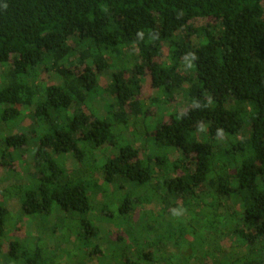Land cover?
<instances>
[{
    "label": "trees",
    "instance_id": "trees-1",
    "mask_svg": "<svg viewBox=\"0 0 264 264\" xmlns=\"http://www.w3.org/2000/svg\"><path fill=\"white\" fill-rule=\"evenodd\" d=\"M263 3L0 0V170L31 155L26 181L0 189V241L11 226L9 198L22 218L72 216L79 248L90 254L101 253L90 212L125 223L110 264H264ZM197 19L205 25L193 26ZM189 52L197 59L185 70ZM42 73L57 83L41 82ZM99 74L110 79L104 87ZM144 82L150 96L142 99ZM179 94L185 107L173 109ZM105 95L101 114L92 102ZM25 118V131L6 133ZM136 126L140 146L126 137L136 138ZM177 199L187 222L160 225ZM153 201L160 210L132 222ZM194 220L199 227L188 228ZM224 238L231 252L218 259ZM178 239L191 253L170 258L164 245L179 248ZM46 250L39 240H10L1 263L57 264Z\"/></svg>",
    "mask_w": 264,
    "mask_h": 264
},
{
    "label": "rangeland",
    "instance_id": "rangeland-1",
    "mask_svg": "<svg viewBox=\"0 0 264 264\" xmlns=\"http://www.w3.org/2000/svg\"><path fill=\"white\" fill-rule=\"evenodd\" d=\"M264 5V3H263ZM195 27H202L205 25V20L204 19H197L193 20L191 23ZM195 41L201 42L203 40L202 36H199L198 38L194 37L192 38ZM132 61V58H126V60ZM2 69L0 68V76H1ZM40 80L41 82H54L57 83V79L55 76L51 73H42L40 75ZM98 80L100 86L104 87L106 86L107 83H109V77L106 74H99L98 75ZM147 82H144L143 88L141 90V98L144 99L150 94H148V91L146 89V84ZM111 101V98L108 95L103 96V98H97L95 99L92 103L94 107L102 114L103 113V105L104 103H108ZM185 107V101L182 99L180 94L176 97L175 104L173 105V109H183ZM169 108V107H167ZM151 120V119H150ZM152 122V121H151ZM30 120L28 118H25L20 124L17 126H14L8 132L6 133H19L22 131H25L30 124ZM136 138L134 139L132 135L129 133H126V137L129 141L133 142L135 145L140 146V142L137 139V137L140 135L141 132V127H134ZM144 138L147 136L143 134ZM221 143H225L224 141H221ZM145 150H150L147 151V154H152L154 152L153 147L147 148ZM97 153V155H99ZM27 155V154H26ZM102 156L101 154L99 155V159H96V162L99 163L98 165L101 164ZM176 158L175 154L170 155V160H174ZM31 155L25 156L23 158V161L19 163V165L14 167L13 170H7L6 172L3 173L2 170H0V189H4L7 187H11L12 185L17 186L19 181H26V174L27 172L25 171V167L29 168L31 166L30 163ZM69 164L73 161L70 157H68ZM76 165V164H75ZM72 166V167H75ZM126 189H123V191H128L127 189L128 185L126 184L124 186ZM112 187H109V191H112ZM130 191V190H129ZM113 192V191H112ZM103 200L101 198H98V203H101ZM178 205V208L176 210L180 211V215H173V210L174 209H168L169 211L166 213V215H163L162 220L160 222L164 224V222L167 219H170V222L174 220L176 223V227H181V224H179V220L183 222H187V218L189 217V212H187L184 208H182V200L177 199L175 201ZM4 206L6 209L11 213L12 217L10 218L11 220L9 221V226L5 232L2 240L0 241L2 247L0 249V264L3 262L4 258V253L5 251V246L7 245L8 241L17 239L23 246L27 247H32L38 243V240L42 243L45 244L46 248L48 249L47 255L51 256L54 258L57 264H110V253H113L115 249H117L121 244L117 240V237L120 236L123 232V228L125 223H121L120 220L116 221L117 225L115 223H109L104 220L102 216H100L98 213L95 211L90 212L88 215V218L95 222L97 224V227H99V236H98V248H100L101 253L97 250L96 253L90 254L85 250L82 251V249L79 248L80 242L78 241V236H77V227H76V222L73 220L72 216L66 215H58L57 213H53L51 216H49L47 219L46 218H22L21 217V211H20V204L18 199H4ZM162 207V203L153 201L152 203L148 205H140L138 207V212L134 216V219H132V222H135L137 217L140 215L146 216L144 214L145 212H148V210H152L153 212H157L160 210ZM192 209L195 211L196 207H192ZM122 221V220H121ZM123 222V221H122ZM173 223V222H172ZM185 224V223H184ZM120 225V227H119ZM122 225V226H121ZM188 228H195L199 227L198 224L194 221L188 222L187 224ZM53 229V230H52ZM196 232V229H195ZM193 232V234L195 233ZM151 233V234H150ZM146 236L148 239L151 240L150 236L152 237V232H146ZM177 237L178 234H177ZM141 238V237H139ZM137 238L139 241L140 239ZM153 238V237H152ZM177 239V238H176ZM197 240V239H195ZM184 243L182 246L179 248L171 243H165L164 245V254H166L168 257L172 258L176 256L177 252L179 249L181 250V253L183 254H190L191 253V248H188L187 243H191L192 245L194 244V241L192 239H188L187 243L183 240L178 239V244ZM196 244V245H195ZM193 246L194 249H198V244L195 243ZM162 245V244H161ZM76 248V249H75ZM91 247H88V250ZM218 250H215V253L217 254V258L221 259L223 258V253L227 254L231 252V243L228 240L221 239V246L218 247ZM178 250V251H177ZM72 252L74 254H72ZM97 255V256H96ZM206 264H210V261L207 259ZM202 261V260H201ZM201 262L199 260H194L192 261V264H200Z\"/></svg>",
    "mask_w": 264,
    "mask_h": 264
},
{
    "label": "clouds",
    "instance_id": "clouds-1",
    "mask_svg": "<svg viewBox=\"0 0 264 264\" xmlns=\"http://www.w3.org/2000/svg\"><path fill=\"white\" fill-rule=\"evenodd\" d=\"M137 36H138V38H143V32L141 31V32H138L137 33ZM197 59V57H196V55L194 54V53H191V52H189V53H186L183 57H182V61H183V63H184V68H185V70H189V69H191L192 67H193V61H195ZM200 105L199 104H194L193 105V107H199ZM185 113H182L181 115H184ZM179 118V117H178ZM198 130L199 131H204L205 130V126L203 125V124H199L198 126ZM224 135V133H223V129H218L217 130V136L218 137H222ZM181 214V212L180 211H178V210H176V209H174L173 210V215H180Z\"/></svg>",
    "mask_w": 264,
    "mask_h": 264
},
{
    "label": "crops",
    "instance_id": "crops-1",
    "mask_svg": "<svg viewBox=\"0 0 264 264\" xmlns=\"http://www.w3.org/2000/svg\"><path fill=\"white\" fill-rule=\"evenodd\" d=\"M57 212H58V213H57ZM54 213H57L58 215L65 216V214H63V213H61V212H59V211H57V210H55ZM52 214H53V213H52Z\"/></svg>",
    "mask_w": 264,
    "mask_h": 264
}]
</instances>
